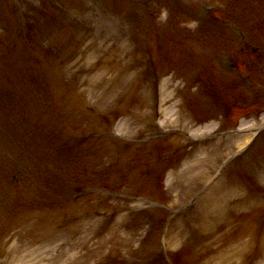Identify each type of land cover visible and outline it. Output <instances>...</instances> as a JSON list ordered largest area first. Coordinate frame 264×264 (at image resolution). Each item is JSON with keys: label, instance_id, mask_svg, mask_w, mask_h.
<instances>
[{"label": "rangeland", "instance_id": "rangeland-1", "mask_svg": "<svg viewBox=\"0 0 264 264\" xmlns=\"http://www.w3.org/2000/svg\"><path fill=\"white\" fill-rule=\"evenodd\" d=\"M41 1L19 0L20 5L25 11L32 13L33 9H38L42 5ZM60 1H64L63 3L65 4L62 10L68 17V29L72 33L74 29L78 30V33L74 35V41H76V45L75 43L74 45L77 47L76 56L67 66V78L70 80L73 89L76 88V84L80 86V91L94 108L97 107L96 109H99L100 112L111 111L110 109L115 103L114 98L125 97L132 86L126 80L121 81L118 76H125L135 65L132 57L130 58L131 34H128L130 25L129 23L122 22L119 17L121 13L130 12V6L134 2L140 4V1ZM156 2L158 3L155 8L156 10L152 9V11H155V28H153V34L157 35V39L159 37L161 39H167V45H162L164 43L161 42L163 55L159 51L154 52V55L156 58H159V56H167L172 63V57H174L175 61V58L182 56V47H184L175 45L174 36L178 41L184 39L185 32L188 34L191 33V36L196 35V40L193 44L196 48L199 40L201 39L203 41L199 37L201 31L198 32L196 27L192 25H188V27L183 20L179 19L181 14L185 15L184 11H182V4L186 3L193 12L198 13L205 4L209 5L217 2V0H156ZM176 3L178 4L175 5ZM226 5L227 3L222 4V10L218 15L222 21L231 20V22L238 24H242L243 21V24L246 25L251 22L248 17L252 20L256 16L257 18L264 17V0H252L245 4H240L235 1ZM107 6L110 10L112 9L114 14L108 10ZM49 22L48 26L51 25L52 27L58 24L57 18L49 19ZM251 33L247 31V34ZM59 34L60 32L56 35V39L59 37ZM253 35L251 34L253 38L252 43L257 46L254 50L256 51L255 53H258L256 57H253V64H248V60L245 61L241 57H239V60L242 61V64L245 61L244 71L260 87L264 86V32H261L256 37ZM185 49L193 50L190 46H185ZM207 49L209 50L208 46L205 45L204 47V44H202V46L197 48V51L202 56L208 57L206 55ZM72 53L75 52L72 51ZM189 61L191 63V57ZM159 66L160 68H164L161 65ZM224 90L226 93L224 101L228 104L237 103L236 98L240 99V94L230 92V89L226 87H224ZM260 94L262 93L259 92ZM229 95L230 97H228ZM259 100L260 102L257 100L259 103L257 104V109L264 107V96ZM141 102H145V100H141ZM172 103L167 106L171 107ZM243 104L246 105L244 102ZM210 111L204 114L201 109H198V103L190 102L176 116L174 123H177V125H171L173 127L166 125L163 131L185 129L186 133H191L193 130L203 128L207 125L206 122H209L211 119L213 120L215 118L214 116H216L214 115L216 108ZM237 111L234 110L235 116L230 121V127L235 124L241 127L249 121V119H243V115H240ZM166 118L165 115L163 121H167ZM94 120L93 117H90L89 121L86 120L85 123H92L90 124L91 127L95 124L98 130L102 129V125L97 124L96 121L93 122ZM133 127H135L134 124ZM129 128H132V125H129ZM235 129L229 132H234ZM238 138V135H225L222 130H219L210 138L203 137L201 143L189 145L191 152L186 154L183 163L173 174L171 187L166 185L165 197L168 203L175 209H178L179 206L186 204L185 198L188 199L191 193L202 185V188L205 187L206 183L216 173V164L227 156V154L235 151L238 140H240ZM183 139L188 142L186 137H183ZM74 144L72 143V146ZM166 146L165 149L172 150L171 145L166 144ZM8 150L9 148H5L0 151L4 155V152ZM176 158L182 159L184 157L176 156ZM138 163L139 168L143 170V174H138V172L133 174L136 180L131 179L130 183L135 185L133 188H138L141 184L147 185V182L142 181L150 175L153 167L149 159ZM240 170L244 172L239 176L230 174V172L226 175L225 180L223 177L221 180L222 183L207 195L204 199L205 201H202L203 203L197 205L199 208L197 210L195 209L196 211H184L172 222V227L170 228V245L176 253H182L179 254L180 261H182L181 264H249L250 259L247 257L251 252L247 246L251 242L249 236L253 238V243L251 242L249 246L252 244L254 246L256 245L251 264H264V217L263 215L244 217L252 214L262 205L264 197V143L261 147L259 146L257 156L243 165ZM11 194H13L12 191ZM118 198L120 197L115 199L120 200ZM6 201H8V198ZM116 205L118 206L114 210ZM104 211L118 214L119 211L126 212V209H121L120 200L112 208H104ZM123 219L124 214L119 215L117 220L115 219V226L110 229L108 238L116 235L122 237V239H126L131 235L130 233L137 232L135 227L137 223L135 222L133 227L128 226L130 229L132 228V231L128 233ZM7 222L8 220L0 218V223ZM85 225L86 223H83L81 229L79 226L77 232L61 233L58 237H66L68 244L75 242L80 237V235L76 234L81 232ZM57 230L58 228H55V231ZM85 230V234L90 236L91 230L87 227ZM13 234L10 235V240L7 242L8 252L5 251L4 257L0 259V264H16L17 262L21 264L32 261L33 256L30 255V250H33L37 244L39 246L38 242L40 240H44L40 238V231L31 230L29 235H23L16 230ZM129 238L132 237L130 236ZM135 238L136 235L132 238L133 242ZM54 241L56 240L49 239L44 241L43 245L49 246ZM244 241L248 242L244 243ZM14 245L16 247L10 250L9 248ZM102 250H104L103 246L95 253L93 258L87 257L81 264L94 263L101 256ZM63 260L64 256H61L57 264H61Z\"/></svg>", "mask_w": 264, "mask_h": 264}]
</instances>
